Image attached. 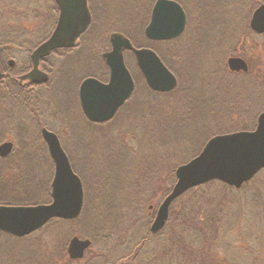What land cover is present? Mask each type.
Segmentation results:
<instances>
[{"label": "rangeland", "instance_id": "374dc122", "mask_svg": "<svg viewBox=\"0 0 264 264\" xmlns=\"http://www.w3.org/2000/svg\"><path fill=\"white\" fill-rule=\"evenodd\" d=\"M179 2L188 19L187 28L180 41L177 44H152L164 56L165 61L182 74L183 87L191 85L197 89L199 115L194 119L196 129L193 125L182 126L178 132L182 137L173 140L168 134H158L153 138L155 144L146 138H143L141 144L139 135L128 136V124H134L131 114L136 113L133 111L139 108L136 100L141 99L146 90L144 81L137 73L135 60L130 54H126L125 63L138 84L132 104H127L114 121L105 124H91L76 112L75 92L81 77L95 75L106 78V68L100 53L109 47V33L121 31L120 33H124L138 45L146 44L144 27L148 20V8L153 3L151 0H92L94 5L101 3V10L95 12L97 18L89 37L102 34V39L95 49L86 46L83 50L72 53L73 55L70 53L62 61L55 82L51 83L49 89L46 87L40 91L43 97L40 103L45 110L55 113L56 118H59L60 123L55 120L50 124L61 132V139L66 150L73 156L78 173H85V178L91 180L89 178L93 177V172L87 168V164L101 172L99 183L90 182L94 186L92 194L98 197L95 202L103 207L98 215L100 225L96 228L98 230L91 229L88 215H83L71 221L51 222L25 237H14L0 231V264L116 263L133 250L137 240L148 234L152 220L150 214L156 211L162 201V196L151 193L149 196H154V204L146 207L147 218L133 225L132 213L127 208V190L130 189L128 185L139 178L135 167L137 163L148 159L150 162L156 161L163 158L162 154L169 152L176 156L178 167L196 156L213 135L256 128V118L264 111V84L259 86L255 75L249 77L246 74H232L228 60L237 55L249 57L250 71L254 68L260 69L264 78V34L257 35L248 26L254 10L264 0ZM107 5L110 6L108 12L105 11ZM48 13L50 12L45 11V4L41 0H0V38L9 37L13 42H19V38H29L27 43L42 41L51 32L50 22L47 21ZM102 41L104 43L100 44ZM4 44L0 43V46H6ZM10 46L13 53L28 57L26 50L33 44L22 45V50L15 44ZM165 98L175 100L176 96ZM143 101L141 99L140 102ZM14 106L16 110L21 109L18 103ZM62 114L68 128L73 130V138L60 119ZM65 114L69 116L65 118ZM138 132L141 133L142 129ZM119 135L131 139L129 142L141 149L142 158H137L134 152H128L126 159L124 155H120L122 143ZM47 159L22 156L23 166L9 174V181L0 179V198L28 200L33 204L48 200L53 171L46 162ZM161 161L164 165L165 160ZM166 174L164 172L161 175ZM166 182L168 183L167 180ZM94 183L98 187L106 184L108 188L105 185L103 191H98L97 194ZM220 184L224 183L214 180L201 190L206 192L203 204L208 208L214 205L221 210V219L217 223L219 231L211 234L210 239L220 263L264 264V172L255 181L246 183L250 185L245 188L244 185L242 189L228 185L225 189ZM166 186L167 184L164 185ZM15 189H21V192L12 196L9 192ZM103 193L107 194V198ZM85 195L87 199V193ZM168 230L166 227L164 234L154 243L151 253L142 258L141 264H178L168 254L163 253L168 244ZM73 236L89 238L92 241L91 247L80 261L72 260L67 252ZM198 242H202V239H197Z\"/></svg>", "mask_w": 264, "mask_h": 264}, {"label": "water", "instance_id": "95a60500", "mask_svg": "<svg viewBox=\"0 0 264 264\" xmlns=\"http://www.w3.org/2000/svg\"><path fill=\"white\" fill-rule=\"evenodd\" d=\"M56 1L60 7L59 20L49 39L33 52L36 64L53 49L72 46L92 19L87 0ZM251 16L249 26L252 30L257 34L264 33V3L259 4ZM186 18L185 9L176 0H156L152 20L144 30L145 36L154 41L178 37L185 30ZM111 43L112 49L103 54L105 64L110 68L109 82L89 77L80 87L81 107L93 122L113 118L134 91L135 81L124 59L126 50L133 51L147 85L154 91L168 92L178 84L176 75L153 49L135 47L122 33H113ZM228 64L232 70H248L246 60L240 57H230ZM36 67L28 77L36 82L47 81L48 73ZM257 119L254 130L213 136L197 156L176 168L175 183L158 206L149 227L153 234L167 225L173 202L190 189L213 180L241 188L264 168V111ZM43 136L55 163L50 190L52 200L31 205H0V231L13 236L24 237L54 218L71 221L82 213L85 197L82 179L74 171L58 135L44 129ZM12 146V142L2 144L1 154H7ZM91 245V239L73 236L67 252L72 260H81Z\"/></svg>", "mask_w": 264, "mask_h": 264}, {"label": "trees", "instance_id": "16d2710c", "mask_svg": "<svg viewBox=\"0 0 264 264\" xmlns=\"http://www.w3.org/2000/svg\"><path fill=\"white\" fill-rule=\"evenodd\" d=\"M146 42V44L142 45H138L135 42L134 43L136 46H151L154 48L153 44L148 42L147 39ZM155 51L157 50L155 49ZM159 54L161 53L159 52ZM161 56L163 55L161 54ZM170 68L178 77V85L173 91H170L168 93H155L148 88L141 98L144 100L143 103L140 102L141 99H135L136 104H138L139 106V108L136 109H139L140 111H137L135 109L136 113L131 114V118L134 121V124H128L129 126L126 129V133L129 137L130 135L134 136V134L135 136L139 135V137H137L141 141V144L146 139L155 144V139L153 138L158 134H168L171 140L181 138L182 136L181 134L179 135L178 132L182 126L186 127L193 125V128L196 129V122L194 119L197 117V115H199V107L196 102L197 89L191 85L183 87L182 74L177 71L178 69L176 70L171 65ZM171 95L176 96L175 100H169L168 98H165ZM160 103L162 104L157 106ZM139 129H142L141 133L138 132ZM137 132L139 134H137ZM120 140L122 143V150H120V155H124L126 159V155L128 154V152H134L137 158L141 157V149L135 146L132 142L130 143L129 141H131V139L120 136ZM161 156L163 158H158V161L154 160L153 162H150L148 159L143 160V163L141 162L140 164L137 163L135 165L136 170H138L137 176H139V178L135 182L129 184L128 186L130 187V189L127 190L129 198L127 208L130 213H132L131 217L133 225L147 218L148 215H146L145 209L148 205L153 206L154 204V196L149 195L155 192L156 194L162 196L163 200L165 195L170 192L172 185L175 183L176 175L174 174L177 168L175 160L176 156L174 154H169V152L167 154H162ZM70 159L72 160L74 170L78 173L73 156L70 157ZM125 159L123 161H125ZM160 159L165 160L164 165H162V161ZM87 168L91 169V171L93 172V177L89 178L91 180L88 181L85 178V173H78L83 180L85 193H87V199H84V207L82 209L83 211L80 217L83 215H88L87 220L90 221V223H88L90 224L91 229L98 230L96 229L98 228L97 226L100 225L98 215L101 214L100 211L103 207L95 202V200L97 201L98 197L92 194L94 186L90 184V182L97 181V183H99L101 179V172L97 170V168L92 169L93 167L91 165L88 166V164ZM262 171L264 172V170ZM262 171H260L250 182L255 181L257 177L262 173ZM164 172L167 173L166 176L161 175ZM166 180L168 181V183L166 182ZM97 183L94 184L97 186ZM165 184H167L166 187H164ZM105 185L106 184H102L99 187L95 186L97 194L98 191H103ZM205 185L207 184L203 183V185L190 189L173 202L170 209V217L167 225L164 226V228L159 233L153 234L148 227V234L144 235L143 238H138L139 240L135 242L133 250L128 255H126L124 258L119 259L118 261H116V263L108 262L104 264H141L142 258H145V254L149 253L152 250V247L155 246L154 243L157 242V239L164 234L166 227H168L169 229L167 236L168 244L167 246H165V250H163V253L164 255L168 254L171 260H175L176 262H178V264H221L214 247L210 243V239L212 236L211 234L217 232V230L219 231L217 223H219V220L221 219V214H219L221 210L214 205L211 208H208L207 206H205V204H203L206 192H203L201 190ZM220 185L225 189L226 187H228L226 186V184ZM244 185L245 188L250 184ZM258 185L263 186V184ZM20 192L21 189H15L9 193H11L12 196H15L17 194H20ZM103 194V196L107 198V194ZM184 197H186L187 199L183 200ZM47 199L48 200L45 199L46 201H43L49 202V200H51V197L49 196ZM0 202H2L1 204L6 205H28V203L33 204L28 200H18L16 198H0ZM154 215L155 212L150 214V216H152V220L154 219ZM66 221L69 220L54 218L50 222H48V224H51V222L53 223ZM197 239H202V242L197 243Z\"/></svg>", "mask_w": 264, "mask_h": 264}, {"label": "flooded vegetation", "instance_id": "af4514ba", "mask_svg": "<svg viewBox=\"0 0 264 264\" xmlns=\"http://www.w3.org/2000/svg\"><path fill=\"white\" fill-rule=\"evenodd\" d=\"M41 1L43 4H45V11L47 10L48 12H50V13H48L49 19L47 21L50 22L51 32L48 35V37H46L45 39H42V41H38V42H34V43L33 42L27 43L29 41V38H26V39L19 38V40H20L19 42H13L10 40L11 38H9V37L0 38L2 41V42L0 41V43L4 44L3 42H5L4 45H6V46H0V71H1V75H0V147L2 144L6 143V142H12V144H13L11 151H9L7 154L5 153V155H3V154H1V151H0V174H1L0 179H2V181L7 180L8 176L11 172H13L17 168H21L23 166V162L21 161V158L24 155H29V156H34V157L36 156V158L37 157H42V158L47 157L48 159L46 160V162H48V164H50V168L53 171V176H54L55 163H54V160H52L53 158L51 157V154L48 150L49 148H48L47 142L44 140V136H43V130L44 129H48V130L56 133L58 135V137H59L58 139H60L61 144H62L65 152L67 153L69 159H70V157H72L71 153H69L66 150L65 145L61 139L62 138L61 132L58 130H55L52 127V125L50 124V122H53L55 120L57 122H59L58 121L59 118H56L57 116L55 113H51L50 111L45 110L43 108V104L40 103V102H42V98H43L40 95L41 94L40 91L46 89V87L49 89L51 83L55 82L56 76L58 75L59 70L62 67V65H61L62 61L65 58L69 57L68 55H70V53L75 54L78 51L83 50L86 46H89L93 50L97 47V43H99V41L102 39V34H94L92 37H89L90 32L92 30L93 23L96 21V18H97L95 12H98L99 9L101 10V3H100V5L99 4L94 5L92 3V0H87L88 7L90 9L91 16H92L91 22L89 23V26L87 27V29L83 33L79 34V37L76 39L75 43L72 46L55 48L48 55L42 56L36 64L34 58H32L33 52L43 42H45L46 40L49 39V37L52 35L54 29L57 26L59 16H60V7H59V5H57L58 3L56 0H41ZM152 1H153V3H152ZM176 1L179 2V0H176ZM155 2H156V0H151L152 4H150L151 6L148 9L149 15H148V20H146L147 22L145 24L144 30L148 26V24L151 22L150 20H152V12H153V7H154ZM109 10H110V6L107 5V9L105 11L108 12ZM103 13H105V12H103ZM187 25H188V19H187L185 30L187 28ZM249 25H250V22H249ZM185 30L178 37L168 39V40H155L154 41V40L148 39L147 37H145V38L151 44L154 42H161V43H165V44H171V43L177 44V42L180 41L181 37L185 33ZM120 32L121 31H111L109 33L108 42H107L109 47H106L105 48L106 50L104 52L102 51V53H100L101 60H102L103 64L105 65V68H106V70L104 72V77H106V78H103V77L98 78L95 75L94 76L93 75H86V76L84 75L78 81L79 82L78 87L76 86L77 87V90L75 92L76 112L79 113L80 115H83V117L89 123H92V124H105V123L112 121L117 116V114H119V112L125 106H127V104H132L131 101H132L133 95H134V93L138 87V84L136 83L137 80L134 78L131 69L129 68V66L126 63L127 67L129 68V70L133 76V79L135 81V83H134L135 88H134L133 93H131V96L125 101L124 104H122V106L118 109L117 113L114 115L113 118H111L108 121H104V122H93L88 117H86V115H85V113L81 107L82 105H81V100L79 97L80 96V87H81V84L83 83V81L85 79H87L89 77H95L102 82H105V83L109 82L110 68L107 64H105L106 62L103 58V54L112 49L111 35L113 33H120ZM122 34H124V33H122ZM263 34L264 33H261V35H263ZM131 41L135 45V43L132 39H131ZM102 43H104V41H102L100 44H102ZM11 44L17 45L21 50L23 49L21 47H23L22 45H24V44H33V46L29 47L26 50L28 52V57L25 56L27 58L26 59L25 57H20V55H17V53H13L12 51H10V50H13L12 48H10ZM135 47H137V48L148 47V48H151L155 51V49L151 46H136L135 45ZM132 52L133 51H131V50H126L124 52L125 62H126V58H125L126 54L132 55L133 59L135 60V63L137 62L136 58H135V54ZM155 52L160 56V58L165 63V65L171 70L170 65L167 63V61H165L163 56H161V54H159V52H157V51H155ZM237 56L240 58L244 57L243 59H245L247 64H248V67H247L248 70L247 71H232V70H230V72L232 74H237V75L246 74V75H249V77H250V75H255V78L258 80V85L263 86V84H264V81H262V79H264L262 77L263 72L257 68H254L252 71H250L249 67H251V65H250L251 63L249 62L250 61L249 57H246L243 55H237ZM237 56H235V57H237ZM136 66L138 67L137 63H136ZM34 67H36L40 71H44V72L48 73V75H49L48 80L43 81V82H36V81H33L32 79H30L28 77V75L34 71V69H35ZM137 73H139L141 79L144 81V84L146 85V89L149 88L151 91L156 93V91H154L153 89H151L147 85L145 78H144L143 74L141 73V70L139 67H138ZM177 80H178V77H177ZM173 90H171V91H173ZM168 92H170V91H168ZM168 92H158V93H168ZM15 103L19 104V106L21 108V109H19L20 111L16 110V107L14 106ZM135 111L136 110H134L133 112H135ZM69 114H65V118L68 117ZM61 116H63V114L60 115V117ZM60 119L64 122L65 126L68 128V125H67L65 119L63 117H61ZM68 131H70L69 134H71V138H73V135H74L73 130L68 128ZM71 163H72V160H71ZM52 180H53V177H52ZM51 183H52V181H51ZM220 183H222V182H220ZM205 184H207V183H205ZM224 184H226V183H224ZM0 187H2L1 184H0ZM50 197H52L51 192H50ZM1 203L2 202H0V205H4ZM155 213H156V211H155Z\"/></svg>", "mask_w": 264, "mask_h": 264}]
</instances>
